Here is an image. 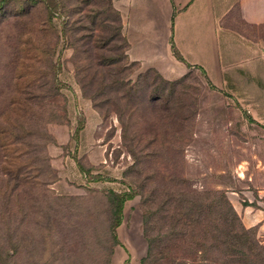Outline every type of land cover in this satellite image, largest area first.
I'll list each match as a JSON object with an SVG mask.
<instances>
[{"label": "rangeland", "instance_id": "obj_1", "mask_svg": "<svg viewBox=\"0 0 264 264\" xmlns=\"http://www.w3.org/2000/svg\"><path fill=\"white\" fill-rule=\"evenodd\" d=\"M122 36L111 0H0V264H145L140 192L111 215L129 180L227 192L264 247V62L170 79Z\"/></svg>", "mask_w": 264, "mask_h": 264}, {"label": "crops", "instance_id": "obj_2", "mask_svg": "<svg viewBox=\"0 0 264 264\" xmlns=\"http://www.w3.org/2000/svg\"><path fill=\"white\" fill-rule=\"evenodd\" d=\"M129 56L180 78L199 68L226 88L243 72L257 78L264 44L245 32L264 26V0H112ZM253 64V65H251Z\"/></svg>", "mask_w": 264, "mask_h": 264}, {"label": "trees", "instance_id": "obj_3", "mask_svg": "<svg viewBox=\"0 0 264 264\" xmlns=\"http://www.w3.org/2000/svg\"><path fill=\"white\" fill-rule=\"evenodd\" d=\"M178 185L171 187L162 202L133 180L124 194L108 193L117 227L126 201L140 192L148 240L145 264H197L199 260L200 264H264V247L245 228L227 192L209 198L187 181Z\"/></svg>", "mask_w": 264, "mask_h": 264}]
</instances>
